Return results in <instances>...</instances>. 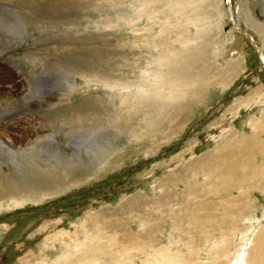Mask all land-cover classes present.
<instances>
[{"label": "rangeland", "instance_id": "1", "mask_svg": "<svg viewBox=\"0 0 264 264\" xmlns=\"http://www.w3.org/2000/svg\"><path fill=\"white\" fill-rule=\"evenodd\" d=\"M30 1L10 7L23 29L0 24L15 34L0 40V106L27 101L22 78L35 68L66 63L74 77L52 70L38 78L27 101L36 126L27 133L0 116L8 136L0 139L18 151L47 138L39 158L79 156L68 178L84 177L85 165L89 173L34 201L0 198V264H245L247 254L246 264L259 261L264 0ZM236 63L242 68L232 72ZM6 68L15 75L8 84ZM88 106L107 120L105 130H61L63 117ZM57 119L59 132L48 123ZM22 133L30 143L13 145ZM103 146L118 150L96 168L92 151Z\"/></svg>", "mask_w": 264, "mask_h": 264}, {"label": "bare ground", "instance_id": "2", "mask_svg": "<svg viewBox=\"0 0 264 264\" xmlns=\"http://www.w3.org/2000/svg\"><path fill=\"white\" fill-rule=\"evenodd\" d=\"M18 2H22V3L27 2L26 4H28L29 6L32 4V1H30V0H28V1H26V0H0V24L4 23L7 25H11L12 28L16 26V28L18 30H19V28H22V29L24 28V27H22V26H24L23 23L25 24L24 18L21 16H18V13L15 11H12L10 8L12 6V4L16 5V4H18ZM46 5H47V3H46ZM56 6H58V5H56ZM3 9H5V10H3ZM36 9L37 8H35V10ZM262 26H263V29L260 33V37H261L263 48H264V25H262ZM5 27H6V25H5ZM15 32H16V30H15ZM11 36H15V34L9 33V32H4V30H2V28L0 29V40H5V42L6 41L8 42L11 40V38H10ZM1 45H2V43H1ZM92 61H94V60H92ZM243 63H236V65H234V67L232 69V72L235 71V68L238 70H241V68H242L241 64H243ZM65 64H62V65H59V64L53 65L52 64V65L44 66L43 71L41 73L38 72L39 74L36 73L37 72L36 68L27 72L26 78H22L23 81L27 82L26 83L27 93L25 96L23 95L24 99L30 102V99L35 97L36 93H38V90L36 89V87H34L38 78H42V79L46 80L48 78L47 75L50 74V72L52 70H57V71H60L61 73H63V71L65 72L66 71L65 69H67V65H68V64H66V66H65ZM75 66H77V65H75ZM69 67H71V66H69ZM89 67H90V65H89ZM1 69L3 70V68L0 67V70ZM5 72L7 73L8 78L7 79L2 78L1 80L2 81L5 80L4 83L8 84L10 82V79L14 78L15 75L13 72H11L7 68H6ZM65 75L70 76L72 79L74 77V74H69L67 72H65ZM79 75H81V74L79 73ZM146 75H148V74H146ZM27 76L29 77V79ZM170 83L173 84L175 82L170 81ZM71 90H73V82L71 83V85H68V89L66 90V92L63 95H61L62 96L61 100H65V99L69 98L70 94H68V92L70 93ZM258 94H259V91H258ZM160 95L161 94H158V97H160ZM39 100H41V99H39ZM27 101H21V100L19 101L20 102L19 109L23 110L22 112H18V110H19L18 108H11L7 105L6 106H0V116L1 117L11 116V118L8 120L10 122H12L14 119V122L12 124H14L16 127H23L25 132L28 133L30 130H32L31 129L32 126H36V124L33 122V120H31L32 117L29 115V112H30L29 110L31 109V105H28ZM160 101H161V99H160ZM97 114H98V112H97L96 106H88L84 110L81 108L80 111H75L74 114L69 115L70 116L69 118L63 117L62 124H61V130L65 131L67 133L79 132V134H85V135H87V134L88 135L98 134V132L101 129L102 130L106 129L105 127L107 126L106 125L107 120L106 119L102 120ZM2 119H4V118H2ZM48 123H49L50 129H53L56 132L59 130L60 121L58 119H57V121L48 122ZM38 126L41 129L43 127H46L45 125H43V123L42 124L40 123V125H38ZM6 130L7 129H5L4 127H1V125H0V138L1 137L2 138H4V137L8 138V136H6L7 135ZM28 137H29L28 135H26L25 133H22V136L16 137L15 139L11 138L12 139L11 141H12V144L13 143L14 144L26 143V145H27L28 143H30L28 141L29 140ZM44 139H46V140H44ZM44 139L41 138L38 141H35L34 143H32L30 146H28V148L24 147L22 150H18V151L16 149H14V147L9 145L8 144L9 142L5 143V142H3V140L0 139V165H2V163H4L7 166L6 170H4L2 167H0V198L4 197V196H9L8 198L14 199L16 204L17 203H23L25 200L34 201L35 199H37L38 197H40L42 195H52L55 193H59L65 189L71 187L72 185L81 182L82 178H84L85 176H88L89 169L84 168L86 166L85 165L84 167H82L84 170L87 169L86 174L85 175L83 174L84 177H79L76 179L68 178V176L70 175L69 173L74 168L73 166L78 164L79 160H77V159L79 156L76 159L78 162L76 160L74 161L73 157L67 156L66 154L65 155L63 154L64 158H63V160H60V161H48V159H41L42 157L39 158L40 153L43 150L45 152L46 148L51 146L50 142H48L49 140L47 141V138H44ZM104 141L107 143V141L110 142V139H107ZM96 149H98V148H96ZM116 150H118V149H115V148L113 149L112 146H103V148H99V151H97L98 153H94V151H92L93 154H95V156L98 158L96 168L101 167V165L105 164L106 160H104V159L108 158L110 156H113ZM6 159L13 161V163H15L18 166L17 171H14L11 169V167L6 163V161H5ZM15 159L18 161H15ZM87 162H89L88 159H87ZM83 163H85V162H83ZM91 166H93V165H91ZM79 167H80V169H82L81 165ZM91 169H92V167H91ZM93 170L94 169H92L91 172ZM226 172H227L228 178H233L235 169L228 167L226 169ZM227 181H229V180H227ZM16 196H21V197H19L21 200L19 199L20 201H17L15 199ZM35 196H37V197H35ZM28 197H30V198H28ZM192 206H193V204H192ZM254 243H255L254 252L256 253V257H260V260L255 261V262L251 261V263L252 264H264V233L263 232H261L260 234L257 235L256 242H254ZM242 247H244V245ZM236 261H237V258L233 260V262H236ZM248 261H249V256L247 254V256L245 255V258H244L245 264ZM168 264H170V263H168Z\"/></svg>", "mask_w": 264, "mask_h": 264}]
</instances>
